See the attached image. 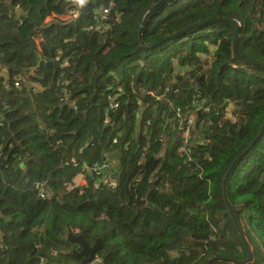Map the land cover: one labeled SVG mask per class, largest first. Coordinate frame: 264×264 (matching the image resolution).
<instances>
[{"label": "trees", "instance_id": "1", "mask_svg": "<svg viewBox=\"0 0 264 264\" xmlns=\"http://www.w3.org/2000/svg\"><path fill=\"white\" fill-rule=\"evenodd\" d=\"M76 1L0 0V264H264V0Z\"/></svg>", "mask_w": 264, "mask_h": 264}, {"label": "water", "instance_id": "2", "mask_svg": "<svg viewBox=\"0 0 264 264\" xmlns=\"http://www.w3.org/2000/svg\"><path fill=\"white\" fill-rule=\"evenodd\" d=\"M170 0H160L158 1L151 10L147 11V13L144 15L143 20H142V26L145 24L146 20L153 14L155 13L164 3L169 2ZM90 0H77L74 4L70 5L71 7H74L76 9L77 15L79 16L81 14L80 11V5L82 4H89ZM230 24L233 27V44H235L236 41V33H237V24L233 21H230ZM264 128V120L262 121L257 133L255 134V136L253 137V139L247 144V146L242 149L237 155L236 157L229 163L228 167L225 169V171L222 173V177H221V194H222V199L225 203V207L226 210L228 212L229 218L234 226V229L237 233V235L240 238V241L247 253V257L243 260H241V262H247L249 260H251L252 255H251V250L248 248L247 242L246 240L243 238V236L241 235L237 224L230 212V209L228 207V204L226 202V197H225V193H224V181L226 179V176L228 174V172L230 171L231 167L233 166V164L241 157L245 154V152L247 150L250 149V147L252 146V144L256 141V139L259 137V135L261 134L262 130ZM66 239L69 240L74 247H77L79 249V251H76V248H73L72 251L79 257H83L81 260V263H89L91 262L94 257H95V253L97 251V249L99 248L100 244H101V239H96L95 243L93 245H89L85 239L83 238L82 235H75L72 233H67L66 234ZM216 256H213L211 258H209L204 264H210L213 260H215Z\"/></svg>", "mask_w": 264, "mask_h": 264}, {"label": "built area", "instance_id": "3", "mask_svg": "<svg viewBox=\"0 0 264 264\" xmlns=\"http://www.w3.org/2000/svg\"><path fill=\"white\" fill-rule=\"evenodd\" d=\"M16 8H18V5H16ZM107 12H108V8L107 7H102V8L99 9V13H100V16H101L102 19L105 18V15H106ZM77 17H78L77 12H76L75 9H73L70 12H68L67 18L65 20L76 19ZM15 85L16 86L18 85V81L15 82ZM155 99H159V97L156 96ZM117 106H118L117 102H112V107L113 108H115ZM177 111H179V109H177ZM227 117H230L231 121H235V119H234V117L232 115H228ZM192 124H193V118L192 117H188L186 119V121H185V125L184 126H187V128H188ZM106 164L107 163H103L102 165L101 164H92V165H89L88 168H87V166H85V169H86L85 171L89 172L91 174H94V175H102L104 170L109 168V167H106ZM103 182L106 183L108 186H112V185H114L115 181H114L113 178H111L110 175H108V177H105L103 179ZM36 187L38 189L39 198L44 199L47 196V191L45 189V186L42 185V184H37ZM99 261L100 260H99L98 256L96 255L94 257V259L91 262H89L88 264H95V263H98Z\"/></svg>", "mask_w": 264, "mask_h": 264}, {"label": "crops", "instance_id": "4", "mask_svg": "<svg viewBox=\"0 0 264 264\" xmlns=\"http://www.w3.org/2000/svg\"><path fill=\"white\" fill-rule=\"evenodd\" d=\"M75 10H76V9H75ZM67 15H68V13L65 14V15H63V16L58 17V19H56V20H53V18H48L47 21H48L49 23H51V22H57L58 20H65V19L67 18ZM49 23H48V24H49ZM76 176H80L81 179H80L79 183H76V184H74V185H75V186L84 185V184H85V175H84V173H77L74 177H76ZM70 181H71V180H70ZM72 245H73V244H72ZM73 247H74V245L72 246V249H73ZM72 249H71V250H72Z\"/></svg>", "mask_w": 264, "mask_h": 264}, {"label": "rangeland", "instance_id": "5", "mask_svg": "<svg viewBox=\"0 0 264 264\" xmlns=\"http://www.w3.org/2000/svg\"><path fill=\"white\" fill-rule=\"evenodd\" d=\"M29 85H31V84L29 83ZM106 163H107V162H106ZM85 166H87V168H88L89 165H85ZM106 167H109V166H108V163L106 164ZM82 173H83V172H82ZM108 175H109V174H108ZM111 178H112V177H111ZM113 179H114V178H113ZM99 180H100V178H97V179H96V181H99ZM114 181H115V179H114ZM68 185H69L70 187H75L74 184H70V181H69ZM94 185L98 186V185L96 184V182H94L93 186H94ZM247 218H248V213H247ZM75 235H76V234H75ZM73 248H76V251H79V249H78L77 247H73ZM73 253H74V252H73ZM75 255H76V254H75ZM76 256H77V255H76ZM77 257H79V256H77ZM80 258H81V260H82L83 257H80Z\"/></svg>", "mask_w": 264, "mask_h": 264}, {"label": "clouds", "instance_id": "6", "mask_svg": "<svg viewBox=\"0 0 264 264\" xmlns=\"http://www.w3.org/2000/svg\"><path fill=\"white\" fill-rule=\"evenodd\" d=\"M15 84V83H14ZM18 86V85H17ZM95 256H96V254H95Z\"/></svg>", "mask_w": 264, "mask_h": 264}]
</instances>
